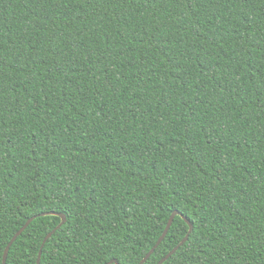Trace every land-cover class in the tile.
Here are the masks:
<instances>
[{
	"label": "trees",
	"instance_id": "trees-1",
	"mask_svg": "<svg viewBox=\"0 0 264 264\" xmlns=\"http://www.w3.org/2000/svg\"><path fill=\"white\" fill-rule=\"evenodd\" d=\"M264 264V0H0V264ZM189 230L181 216L144 264Z\"/></svg>",
	"mask_w": 264,
	"mask_h": 264
},
{
	"label": "water",
	"instance_id": "water-1",
	"mask_svg": "<svg viewBox=\"0 0 264 264\" xmlns=\"http://www.w3.org/2000/svg\"><path fill=\"white\" fill-rule=\"evenodd\" d=\"M48 215H56L59 216L61 218V222L60 224L54 229L52 230L49 234H47V236L44 238L40 250L38 252V256H37V262L36 264H40V260H41V254H42V249L43 246L45 245L46 241L65 223L66 219L65 216L62 214H58V213H54V212H47V213H42L40 216H48ZM175 216H181L183 218V220L187 223L189 230L187 232V234L185 235V237L183 238V240L176 246L174 247L163 259H161L157 264H163L166 260H168L187 240L188 237L190 235V233L192 232V225L191 223L187 220L186 217L182 216L181 213H179L178 211H174L172 212V214L169 217V220L166 224V227L162 233V235L160 236V238L157 240L156 244L153 246V248L147 253V255L141 260V262L139 264H144L147 259L151 256V254L154 252V250L160 245V243L163 241V239L165 238V236L167 235L173 220L175 218ZM37 216H33L31 217L29 220L26 221V223L15 233V235L11 238V240L9 241V243L7 244V246L4 249V253H3V257H2V264L3 261L5 259H7V255L9 252L10 247L12 246V244L14 243V241L22 234V232L28 227V225L36 218ZM107 264H118V262L116 260H111L110 262H108Z\"/></svg>",
	"mask_w": 264,
	"mask_h": 264
},
{
	"label": "snow or ice",
	"instance_id": "snow-or-ice-1",
	"mask_svg": "<svg viewBox=\"0 0 264 264\" xmlns=\"http://www.w3.org/2000/svg\"><path fill=\"white\" fill-rule=\"evenodd\" d=\"M181 214H182V213H181ZM3 264H7V260H6V259L3 261Z\"/></svg>",
	"mask_w": 264,
	"mask_h": 264
}]
</instances>
